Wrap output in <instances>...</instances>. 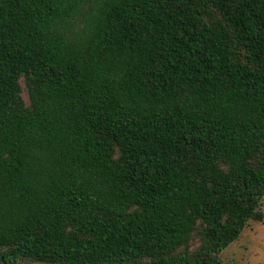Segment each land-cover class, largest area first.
Here are the masks:
<instances>
[{
    "label": "trees",
    "instance_id": "trees-1",
    "mask_svg": "<svg viewBox=\"0 0 264 264\" xmlns=\"http://www.w3.org/2000/svg\"><path fill=\"white\" fill-rule=\"evenodd\" d=\"M263 198L264 0H0V264H222Z\"/></svg>",
    "mask_w": 264,
    "mask_h": 264
},
{
    "label": "rangeland",
    "instance_id": "rangeland-1",
    "mask_svg": "<svg viewBox=\"0 0 264 264\" xmlns=\"http://www.w3.org/2000/svg\"><path fill=\"white\" fill-rule=\"evenodd\" d=\"M22 96L28 101L23 89ZM264 210V198L262 200ZM194 247L197 245L195 242ZM222 264H264V222L250 221L238 239L219 253Z\"/></svg>",
    "mask_w": 264,
    "mask_h": 264
}]
</instances>
